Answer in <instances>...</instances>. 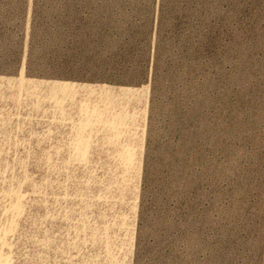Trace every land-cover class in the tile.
<instances>
[{"label": "rangeland", "instance_id": "1", "mask_svg": "<svg viewBox=\"0 0 264 264\" xmlns=\"http://www.w3.org/2000/svg\"><path fill=\"white\" fill-rule=\"evenodd\" d=\"M0 264H264V0H0Z\"/></svg>", "mask_w": 264, "mask_h": 264}]
</instances>
